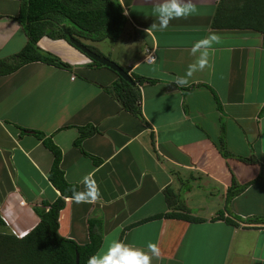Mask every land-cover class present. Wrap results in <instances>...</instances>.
I'll list each match as a JSON object with an SVG mask.
<instances>
[{
  "label": "crops",
  "instance_id": "0c3cea01",
  "mask_svg": "<svg viewBox=\"0 0 264 264\" xmlns=\"http://www.w3.org/2000/svg\"><path fill=\"white\" fill-rule=\"evenodd\" d=\"M117 1L127 19L121 36L82 43L127 73L154 80L138 86L141 115L124 110L103 89L117 79L115 73L88 66L91 60L75 56L65 40L42 36L37 46L55 45L53 54L69 68L32 61L0 75V232L25 234L37 222L32 205L59 196L47 179L51 152L22 127L50 138L60 151L63 177L76 191L91 175L102 193L93 204L63 197L60 235L83 244L86 222L96 221V253L121 236L143 251L157 244L161 255L152 264H264V34L210 26L220 0H191L197 13L173 20L164 31L150 29L160 0ZM17 10L18 3L8 11L0 2V58L25 43L21 26L4 16ZM213 32L221 42L211 50L212 67L194 73L191 88L177 87L175 78L199 57L193 45ZM147 51L151 62L144 60ZM89 125L94 133L74 146L77 128ZM219 136L229 152L252 155L256 163L223 157ZM233 179L244 187L228 198ZM166 187L204 220L143 221L173 209L164 199ZM217 214L234 224L211 219Z\"/></svg>",
  "mask_w": 264,
  "mask_h": 264
},
{
  "label": "trees",
  "instance_id": "16d2710c",
  "mask_svg": "<svg viewBox=\"0 0 264 264\" xmlns=\"http://www.w3.org/2000/svg\"><path fill=\"white\" fill-rule=\"evenodd\" d=\"M239 1L241 4L236 7ZM17 3V13L13 16H4L15 20L21 26L26 40L17 52L0 58V75L12 73L20 66L32 61L69 68L68 63L40 49L37 41L42 36H47L51 39H64L67 42L63 29L81 42L83 40L95 42L104 38L116 41L121 36L127 22L117 0H17ZM210 26L213 28H249L264 34V0H230V2L220 0L211 18ZM85 45L100 54L94 45L90 43ZM88 66L107 68L95 61H90ZM123 69L127 72V69ZM128 74L134 82L133 85L116 74L117 79L110 85L104 86L103 89L113 95L124 110L139 117L141 114L138 104V86L144 81L154 80L133 73ZM18 128L22 132H29L36 136L51 152L52 161L47 172V179L58 191L59 196L51 202L41 200L38 205H32L37 222L23 236L17 237L6 231L0 232V264H74L75 252L78 254V264H87L89 257L94 255L100 247L99 226L96 221L86 222L88 239L83 244L58 233V212L64 205L63 197H70L72 189L76 190V185L64 179L59 167L60 151L50 138L44 137L43 133L38 130ZM77 129L78 136L73 141L74 146H78L81 138L95 131L90 125L80 126ZM216 147L223 157H235L243 162L256 163L252 155L245 157L229 152L222 136L218 137ZM243 187V185L237 186L233 179L227 191L228 198L240 192ZM163 193L167 206H173V209L153 214L143 221L162 217L178 218L188 222L204 220L191 215L188 209L179 203L177 195L171 189L166 187ZM220 218L228 224H234L231 219L222 217L221 214L211 219ZM0 225H3L1 219ZM133 225L134 223L129 226Z\"/></svg>",
  "mask_w": 264,
  "mask_h": 264
},
{
  "label": "clouds",
  "instance_id": "9594fccd",
  "mask_svg": "<svg viewBox=\"0 0 264 264\" xmlns=\"http://www.w3.org/2000/svg\"><path fill=\"white\" fill-rule=\"evenodd\" d=\"M197 13V7L191 0H160L152 9L155 17L150 29L160 31L167 30L170 23L177 19H187ZM221 37L213 32L209 36L197 41L192 47V53H199L196 63L190 64L184 76L175 78L177 87H187L194 73L211 68L210 55L214 44H219ZM84 190L72 189V195L67 199L76 204H93L102 199L99 185L91 175L83 179ZM148 251L135 248L120 240H113L109 243L107 251L100 252L89 257L87 264H152L153 258L161 255L157 244L149 243Z\"/></svg>",
  "mask_w": 264,
  "mask_h": 264
},
{
  "label": "water",
  "instance_id": "95a60500",
  "mask_svg": "<svg viewBox=\"0 0 264 264\" xmlns=\"http://www.w3.org/2000/svg\"><path fill=\"white\" fill-rule=\"evenodd\" d=\"M63 33L65 34L67 38V42L71 44L75 49L83 53L88 59L91 61H95L112 71H114L118 76H120L123 80L128 82L129 84L133 85L134 82L132 81L131 77L129 74L121 67L119 66L116 62L113 60L109 59L106 56L97 54L96 52L90 50L89 48L86 47L84 43H82L80 40L75 39L72 35H70L65 29H63ZM74 264H78V254L75 252L74 256Z\"/></svg>",
  "mask_w": 264,
  "mask_h": 264
},
{
  "label": "rangeland",
  "instance_id": "374dc122",
  "mask_svg": "<svg viewBox=\"0 0 264 264\" xmlns=\"http://www.w3.org/2000/svg\"><path fill=\"white\" fill-rule=\"evenodd\" d=\"M0 2H3L4 5H5V9L8 10V11H11L14 9V7L16 8V3H17V0H0ZM64 40V39H63ZM109 42V39L107 40ZM66 43V41H64ZM41 44V43H40ZM67 45H65L66 47L70 48L71 50H73V54L75 56H79L80 54L83 56L84 54L83 53H80V51H77V49H75L73 46H71L69 43H66ZM55 47V45H51V46H46V50L47 52H50V53H54L52 52L53 51V48ZM79 53V54H78ZM55 55V54H54ZM80 55V56H81ZM56 56V55H55ZM79 56V57H80ZM58 57V56H57ZM60 57V56H59ZM216 262H217V259H216Z\"/></svg>",
  "mask_w": 264,
  "mask_h": 264
},
{
  "label": "built area",
  "instance_id": "2783aa9c",
  "mask_svg": "<svg viewBox=\"0 0 264 264\" xmlns=\"http://www.w3.org/2000/svg\"><path fill=\"white\" fill-rule=\"evenodd\" d=\"M144 60H145L146 62H151V61L153 60V54H152V51H147V52H146V55H145ZM13 234H14V232H13ZM14 235L17 236V237H21V236H23L24 234L19 233V234H14Z\"/></svg>",
  "mask_w": 264,
  "mask_h": 264
}]
</instances>
